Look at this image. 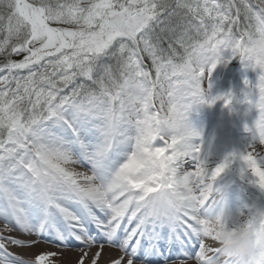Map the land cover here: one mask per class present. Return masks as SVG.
Here are the masks:
<instances>
[{"label":"snow or ice","instance_id":"snow-or-ice-1","mask_svg":"<svg viewBox=\"0 0 264 264\" xmlns=\"http://www.w3.org/2000/svg\"><path fill=\"white\" fill-rule=\"evenodd\" d=\"M233 60L255 79L239 99L213 95V73ZM216 103L250 124L243 151L212 165L186 114ZM258 144L264 0H0V222L18 233L0 235V264H48L53 254L29 261L9 245L49 238L107 242L127 264H220L212 245L232 216L264 224ZM234 165L257 195L233 211L217 181Z\"/></svg>","mask_w":264,"mask_h":264},{"label":"bare ground","instance_id":"bare-ground-1","mask_svg":"<svg viewBox=\"0 0 264 264\" xmlns=\"http://www.w3.org/2000/svg\"><path fill=\"white\" fill-rule=\"evenodd\" d=\"M231 138L229 144H226L224 139L214 140L213 144L217 149L222 151V154L216 157L207 155L210 164L214 165L219 163L226 155L233 151H243L248 142V134H242L240 137L232 136ZM160 147H166V145L164 144ZM257 151H264V145L258 144ZM165 154H170V152H166ZM77 170L82 169H79L77 166ZM181 170L194 172V162H187ZM217 186L222 189L225 202L233 211L240 208L246 202L247 196L254 197L257 195L256 191L250 185H247L248 190L244 189L238 165H234L229 172L220 178L217 181ZM93 234L95 233L93 232ZM0 235L16 238L18 233L14 230L9 231L5 227V224L0 222ZM20 238L26 242L37 241L35 236H22ZM203 242L206 246L209 245V238H205ZM72 244L73 246L71 247L54 246L49 238L37 241L32 246L24 249L9 245V251L29 261H33L39 254H53L50 256L48 264H114L117 260H120L121 264H127L128 256L119 247L107 242L92 245H87L85 242V245L81 246L73 241ZM212 246L217 247V242ZM97 253H99L98 256ZM189 264H195V260L190 261Z\"/></svg>","mask_w":264,"mask_h":264},{"label":"rangeland","instance_id":"rangeland-1","mask_svg":"<svg viewBox=\"0 0 264 264\" xmlns=\"http://www.w3.org/2000/svg\"><path fill=\"white\" fill-rule=\"evenodd\" d=\"M143 64L145 70L149 71L152 77L155 78L145 61H143ZM255 76L256 73L251 69H247L239 60H233L227 66L220 65L212 75V94L218 95L230 91L239 99L244 88L243 81L245 79L254 80ZM233 107L235 110L230 112L222 103H216L213 106L198 104L193 105L187 112V122L202 134L203 151L206 155L216 157L222 154V151L213 144L214 140L224 139L225 143L229 144L232 136L240 137L242 134H247L244 131V126L246 123L250 124V118L244 116L241 106L234 103ZM159 110L160 104L157 101L152 111ZM164 111H167V109L165 108ZM154 143L156 146L164 145V142L159 139ZM238 167L240 166L238 165ZM242 185L245 190H248L243 180ZM250 197L247 196L246 199Z\"/></svg>","mask_w":264,"mask_h":264},{"label":"clouds","instance_id":"clouds-1","mask_svg":"<svg viewBox=\"0 0 264 264\" xmlns=\"http://www.w3.org/2000/svg\"><path fill=\"white\" fill-rule=\"evenodd\" d=\"M220 264H264V224L243 226V219L232 216L217 242Z\"/></svg>","mask_w":264,"mask_h":264},{"label":"trees","instance_id":"trees-1","mask_svg":"<svg viewBox=\"0 0 264 264\" xmlns=\"http://www.w3.org/2000/svg\"><path fill=\"white\" fill-rule=\"evenodd\" d=\"M165 47H167L166 44H165ZM175 47H176L177 51H179L180 53L183 52V49H180V48H179V45H175ZM13 58H14L15 60L18 61V60L22 59V55H21V56H14ZM144 61H145L146 64L150 67V69H151L153 75L155 76V70H154V68L152 67V62H151V60L146 58Z\"/></svg>","mask_w":264,"mask_h":264}]
</instances>
